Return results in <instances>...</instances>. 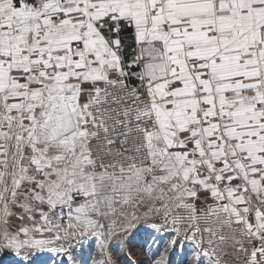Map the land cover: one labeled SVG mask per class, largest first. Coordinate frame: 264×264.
Wrapping results in <instances>:
<instances>
[{"label": "snow or ice", "instance_id": "1", "mask_svg": "<svg viewBox=\"0 0 264 264\" xmlns=\"http://www.w3.org/2000/svg\"><path fill=\"white\" fill-rule=\"evenodd\" d=\"M0 264H264V0H0Z\"/></svg>", "mask_w": 264, "mask_h": 264}, {"label": "rangeland", "instance_id": "2", "mask_svg": "<svg viewBox=\"0 0 264 264\" xmlns=\"http://www.w3.org/2000/svg\"><path fill=\"white\" fill-rule=\"evenodd\" d=\"M133 251H134L135 253L138 254L137 258H142V257L139 255V249H133Z\"/></svg>", "mask_w": 264, "mask_h": 264}]
</instances>
